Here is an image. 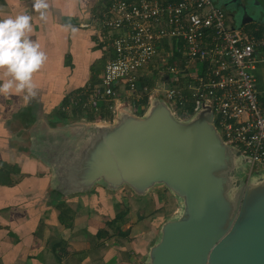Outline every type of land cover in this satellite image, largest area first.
Here are the masks:
<instances>
[{"label": "crops", "instance_id": "obj_1", "mask_svg": "<svg viewBox=\"0 0 264 264\" xmlns=\"http://www.w3.org/2000/svg\"><path fill=\"white\" fill-rule=\"evenodd\" d=\"M33 2L0 0V18L32 16L30 38L46 55L33 73L34 97L25 102V92L0 93V264H140L163 217L170 215L166 209L173 200L167 190L156 186L135 197L96 186L65 197L50 187L48 167L29 151L30 133L62 126L61 112L86 122L98 119L91 113L68 117L62 107L97 80L109 56L94 22L101 0H48L45 19L33 10ZM247 2L246 16L236 15L237 22L264 21V9ZM255 57L256 88L264 98V49ZM8 78L0 72V80ZM133 111L138 113L135 106ZM126 209L113 223L116 213Z\"/></svg>", "mask_w": 264, "mask_h": 264}, {"label": "water", "instance_id": "obj_2", "mask_svg": "<svg viewBox=\"0 0 264 264\" xmlns=\"http://www.w3.org/2000/svg\"><path fill=\"white\" fill-rule=\"evenodd\" d=\"M29 151L65 197L95 186L138 197L163 186L174 197L179 210L140 264H264V170L248 173L250 158L225 143L205 102L179 119L154 96L142 114L122 107L108 121L33 131Z\"/></svg>", "mask_w": 264, "mask_h": 264}, {"label": "built area", "instance_id": "obj_3", "mask_svg": "<svg viewBox=\"0 0 264 264\" xmlns=\"http://www.w3.org/2000/svg\"><path fill=\"white\" fill-rule=\"evenodd\" d=\"M96 32L109 56L84 100L62 108L72 117L111 115L119 92L147 102L160 96L174 115L188 104L207 103L225 143L264 170V98L256 88V51L264 26L234 25L212 0H101ZM116 105H118L116 107Z\"/></svg>", "mask_w": 264, "mask_h": 264}, {"label": "clouds", "instance_id": "obj_4", "mask_svg": "<svg viewBox=\"0 0 264 264\" xmlns=\"http://www.w3.org/2000/svg\"><path fill=\"white\" fill-rule=\"evenodd\" d=\"M32 8L45 19L48 0H34ZM31 21L32 16L27 13L0 18V72L9 77L0 80V93L25 92V102L36 95L33 73L46 60L39 43L30 38Z\"/></svg>", "mask_w": 264, "mask_h": 264}, {"label": "rangeland", "instance_id": "obj_5", "mask_svg": "<svg viewBox=\"0 0 264 264\" xmlns=\"http://www.w3.org/2000/svg\"><path fill=\"white\" fill-rule=\"evenodd\" d=\"M213 3L218 6L219 8L223 9L224 12L227 14V16L234 22V23H237V18H236V15H238L239 17H241L242 15L243 16H246V13H245V6L247 7L248 6V2L247 0H212ZM250 1V4H253L252 7L257 9L258 11L259 10H263L264 9V0H257V2H259V4H256V3H253L254 1L253 0H249ZM256 11V10H255ZM260 13V12H259ZM243 18V17H242ZM247 18V17H246ZM120 94V100H121V103H125L122 104L121 106L119 105H116L117 109L116 111H118L120 108L122 107H128L130 110L133 111V108H134V104H133V99L132 97H126L125 94L123 92H119ZM101 115H97V121H108L107 119H104L105 117H100ZM100 117V118H99ZM104 119V120H103ZM83 121V120H82ZM249 173V172H248ZM248 173L246 175H248ZM250 174V173H249ZM247 177V176H246ZM245 177V178H246ZM96 187V186H95ZM94 187V188H95ZM101 187V186H100ZM93 188V189H94ZM159 189H164L163 186H161V188ZM126 191V192H130V190L127 189V187H122L120 188V190L118 191H110L111 193H115V192H119V191ZM151 191V190H150ZM168 192V191H167ZM169 193V192H168ZM136 197V195H134ZM168 197L170 200H173L172 204L168 207V209H166V212H168L169 208L171 211H169L170 215H166V217H169L171 215H173L175 212H177L179 210V207L177 205V202L176 200L174 199V197L169 193L168 194ZM166 217H163V220L166 218ZM162 220V221H163ZM161 221V222H162ZM155 239V238H154Z\"/></svg>", "mask_w": 264, "mask_h": 264}, {"label": "trees", "instance_id": "obj_6", "mask_svg": "<svg viewBox=\"0 0 264 264\" xmlns=\"http://www.w3.org/2000/svg\"><path fill=\"white\" fill-rule=\"evenodd\" d=\"M263 20H252V21H249L248 23L250 25H258V26H263ZM74 99H79V102H82L84 100V95L80 92L79 95H76L74 97H72ZM147 104V99L146 97H143L142 100H140L139 103H136L135 104V107H136V110L138 109V114H142V112L144 111V108ZM108 105V104H107ZM106 105V106H107ZM104 104L101 106V113L100 115L102 117H106L109 115V110L108 108L106 107ZM144 106V107H143ZM198 108V105L197 104H188L186 105L185 107H183L179 112H178V115L182 118V119H186L188 118L196 109ZM76 120L79 119V118H75ZM75 119H71V118H67L64 113H60L59 114V120L62 121V124L64 123H67V122H71V121H74ZM127 209L126 210H120L118 213H116V215L114 216V218L112 219V222H117L118 220H122V218L127 214Z\"/></svg>", "mask_w": 264, "mask_h": 264}]
</instances>
